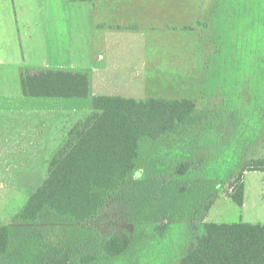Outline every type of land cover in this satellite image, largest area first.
Listing matches in <instances>:
<instances>
[{
    "label": "rangeland",
    "instance_id": "rangeland-1",
    "mask_svg": "<svg viewBox=\"0 0 264 264\" xmlns=\"http://www.w3.org/2000/svg\"><path fill=\"white\" fill-rule=\"evenodd\" d=\"M0 61L10 63L0 86V226L10 242L0 264H56L65 255V264H175L209 199L205 221L264 224V170L253 162L264 159V0H0ZM22 68L84 71L89 96H24ZM99 94L191 98L207 116L141 140L135 169L92 218L44 208L22 220L62 124L89 114ZM198 155L199 167L171 174ZM243 169L238 206L229 195ZM115 233L130 245L108 257L103 244Z\"/></svg>",
    "mask_w": 264,
    "mask_h": 264
},
{
    "label": "trees",
    "instance_id": "trees-1",
    "mask_svg": "<svg viewBox=\"0 0 264 264\" xmlns=\"http://www.w3.org/2000/svg\"><path fill=\"white\" fill-rule=\"evenodd\" d=\"M20 84L24 96L86 98L90 81L83 71L25 68L20 71ZM91 106V113L76 122L51 158L46 178L19 213L22 220H36L44 208L78 222L92 218L105 205L107 195L135 169L141 140H156L178 128L198 126L207 116V112L198 111L191 98L137 100L97 95L92 97ZM202 162L199 155L187 159L171 174L186 175ZM253 162L264 170V159ZM244 171L239 173L229 195L238 206L244 199L240 180ZM212 203L209 199L194 212L193 236L175 264H264V224L205 221ZM9 242L10 228L1 225L0 255L8 249ZM129 245V235L115 233L104 242L103 251L108 257H117ZM67 259V255L56 257L55 262L65 264Z\"/></svg>",
    "mask_w": 264,
    "mask_h": 264
},
{
    "label": "crops",
    "instance_id": "crops-1",
    "mask_svg": "<svg viewBox=\"0 0 264 264\" xmlns=\"http://www.w3.org/2000/svg\"><path fill=\"white\" fill-rule=\"evenodd\" d=\"M88 1V0H87ZM118 25V24H117ZM120 26V25H118ZM110 27V26H109ZM116 27V26H115ZM186 27V26H185ZM117 29H119V27H117ZM9 66L10 63L9 62H5V61H0V86H4V82L7 80V75L9 72ZM23 69V68H22ZM41 69H50V68H41ZM64 70V69H63ZM74 71V70H71ZM84 72V71H83ZM89 76V75H88ZM89 81L91 82L90 78ZM91 85V84H90ZM89 85V92L91 89V86ZM21 87V84H20ZM1 93H3V91L1 90ZM22 93V92H21ZM99 95H103V94H99ZM96 96V95H95ZM29 97V96H27ZM33 97V96H30ZM38 97V96H35ZM56 98H63V97H56ZM68 98H74V97H68ZM92 111V110H91ZM91 113V112H90ZM71 116L62 124V136L60 138V140L58 141L60 143L59 148L65 143V141L68 138V131L76 124L77 121H79L80 119L84 118L87 115H74V114H70ZM58 148V149H59Z\"/></svg>",
    "mask_w": 264,
    "mask_h": 264
}]
</instances>
